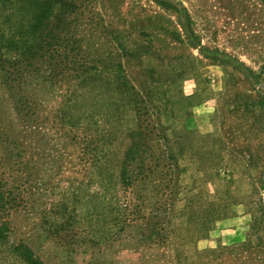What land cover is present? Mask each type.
Listing matches in <instances>:
<instances>
[{"label": "rangeland", "instance_id": "rangeland-1", "mask_svg": "<svg viewBox=\"0 0 264 264\" xmlns=\"http://www.w3.org/2000/svg\"><path fill=\"white\" fill-rule=\"evenodd\" d=\"M67 1L76 5L70 57L78 49L94 70L121 60L152 149L161 129L170 140L187 131L207 138L177 145L187 153L174 172L181 189L162 196L139 177L127 188L118 166L135 112L107 91L106 76L66 68L52 79L43 70L26 77L24 92L0 78V139H9L0 142V222L9 230L0 264H25L14 250L22 243L45 264H264V0ZM194 186L199 207L212 199L226 211L196 241L183 230V193ZM141 192L147 200L135 202ZM161 203L173 204L172 216L149 239L144 225Z\"/></svg>", "mask_w": 264, "mask_h": 264}, {"label": "trees", "instance_id": "trees-1", "mask_svg": "<svg viewBox=\"0 0 264 264\" xmlns=\"http://www.w3.org/2000/svg\"><path fill=\"white\" fill-rule=\"evenodd\" d=\"M65 1L0 0V18L3 17L4 19V27L0 28V78L3 79V83L5 85L17 83L18 88L24 92L25 87L31 85V81L29 83L27 80L25 81L26 77H33L38 72L44 73L42 71L45 70V73L52 72V79H56L61 74V72L58 73V70H66V68L77 72L76 74L81 72L82 76L95 74H99L101 77L106 76L103 86L108 89L107 91L114 90L121 96H127L129 102H132L128 104L135 112L136 127L130 132L132 143L118 166V177L121 183L124 187H127L132 184L136 177L141 178V181L144 182L149 180L151 183L156 184L154 188L162 192L160 194L162 196L166 194L163 190L172 188V184L175 187L178 183V187L181 189L179 177L177 178L174 172L179 168L180 160L187 153L184 148L178 149L177 145L186 140H205L207 137L195 131H187L184 134L179 133L173 140H170L166 137V133H163L161 123H156L157 126L154 125V128L161 129L160 146L152 149L147 143V127L142 122L141 108L138 106L140 102L135 100L137 96L135 87L127 76V68L121 60L104 67L101 66L100 70L98 68L94 70L82 62L78 49L75 50L77 53L70 57L74 50L68 49V46L66 48L65 45L68 44L66 43L68 41L66 34L69 32L67 31V16L75 13L76 5L73 4V1ZM8 6L13 7L12 14L7 13ZM76 43L77 41L73 42V45H76ZM62 47L68 49V55L62 54ZM123 50L124 53H127V56L134 57L135 51L126 47H123ZM65 61L69 63V66L64 64ZM261 102L264 105V99ZM162 115L164 113L160 114V116ZM108 135L110 136L109 133ZM105 137L108 136L105 134ZM7 140L9 139L3 138L0 139V142ZM161 142L164 143L161 144ZM173 143L176 144L173 145ZM19 154L21 153H15L13 156H19ZM100 154L99 158L101 160L105 159L107 157L106 148H103ZM96 158H98V155H96ZM218 172L219 168H214L216 175H219ZM261 190L264 191V180L261 183ZM183 194L184 215L188 219V226L183 230H186L187 233H185L192 241L207 238L213 231L215 224L224 219L226 211L223 210L217 200L212 199L207 204L205 203V205L199 207L196 200L194 201V198L199 196L195 191V186L184 190ZM145 200H147V196L141 192V197L135 202H145ZM160 205L161 208L155 214L156 217L153 215L147 217L144 225L147 233H143V235H146L149 239L161 238V234H163L162 226L167 225L169 217L172 216L171 207H173V204L170 203L164 206L161 203ZM258 207L260 212H264L262 200L258 202ZM256 222L258 223L257 218H255ZM7 224L6 222H0V242L8 237ZM14 250L25 264H45L24 243L19 244ZM195 253L199 257L206 251H195Z\"/></svg>", "mask_w": 264, "mask_h": 264}, {"label": "crops", "instance_id": "crops-1", "mask_svg": "<svg viewBox=\"0 0 264 264\" xmlns=\"http://www.w3.org/2000/svg\"><path fill=\"white\" fill-rule=\"evenodd\" d=\"M194 100H195L194 96L186 97L185 100L183 99V101L188 104L186 108L194 107Z\"/></svg>", "mask_w": 264, "mask_h": 264}]
</instances>
